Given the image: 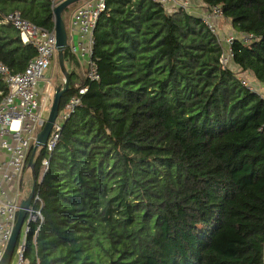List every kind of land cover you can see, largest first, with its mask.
<instances>
[{
    "label": "trees",
    "instance_id": "obj_1",
    "mask_svg": "<svg viewBox=\"0 0 264 264\" xmlns=\"http://www.w3.org/2000/svg\"><path fill=\"white\" fill-rule=\"evenodd\" d=\"M200 1L237 38L228 67L200 17L152 0H107L98 81L65 51L60 110L87 92L35 157L31 264H264V0ZM14 12L49 30L55 17L50 0H0V62L20 73L36 50L4 23ZM7 94L0 76V103Z\"/></svg>",
    "mask_w": 264,
    "mask_h": 264
},
{
    "label": "built area",
    "instance_id": "obj_2",
    "mask_svg": "<svg viewBox=\"0 0 264 264\" xmlns=\"http://www.w3.org/2000/svg\"><path fill=\"white\" fill-rule=\"evenodd\" d=\"M50 1L54 11L63 0ZM152 1L160 4L167 13L172 14L181 9L189 11L193 0ZM106 2L107 0H89L85 5L76 9L68 30L70 53L77 58L85 70L86 80L91 82L100 79L97 64L93 59L94 32L100 17L107 9ZM200 18L222 48L221 65L228 67L234 58L232 45L237 38L233 33L224 38L219 34V23L223 20L222 10L219 7H213ZM4 23L10 24L19 32L24 44H31L35 48L36 56L20 73H15L0 62V76L8 89V94L0 103V148L8 155L6 161H0V261L12 236L20 210V203L8 197L5 184L19 183L21 186L27 163H29L30 149L38 133L46 124L47 118L44 114L49 113L54 100L53 76L46 78V74L53 69L58 56L55 29L49 30L37 26L24 19L19 12L5 16ZM75 35L79 37L77 43L74 41ZM245 38L247 41L252 39ZM240 74L237 72L236 77L241 84L256 91L255 87L250 86V82L248 83ZM42 80H45V84L41 89ZM86 92V87L80 88L78 95L72 97L65 108L59 111L58 119L46 146L49 153L53 152L59 140L63 122L81 104V95ZM59 119L60 122H58ZM48 164V160L43 161L45 168ZM40 203V197L36 193L14 251V256L17 258L15 264H31L26 256L27 238L31 230L30 225L43 219L42 208H36Z\"/></svg>",
    "mask_w": 264,
    "mask_h": 264
},
{
    "label": "water",
    "instance_id": "obj_3",
    "mask_svg": "<svg viewBox=\"0 0 264 264\" xmlns=\"http://www.w3.org/2000/svg\"><path fill=\"white\" fill-rule=\"evenodd\" d=\"M80 1L82 0H63L53 11L55 17L54 29L57 40L56 47L58 54V65L62 75L64 76V83L56 88L54 94V100L51 109L48 113L49 115L46 124L43 127V129L38 133L37 139L34 143L33 150L30 155L29 163H28V167L31 170V174H32V188L28 196L24 198L20 204L18 219L13 228L12 236L9 240L5 253L0 261V264L12 263L14 251L17 246L24 221L27 217L28 210L32 205L34 197L36 195L37 176L35 171V165H36L35 157L39 149L45 148L47 146L52 130L58 119L62 98L70 89V72L66 66V61H65V51L69 48L68 31L65 21L63 19V13L71 5Z\"/></svg>",
    "mask_w": 264,
    "mask_h": 264
},
{
    "label": "crops",
    "instance_id": "obj_4",
    "mask_svg": "<svg viewBox=\"0 0 264 264\" xmlns=\"http://www.w3.org/2000/svg\"><path fill=\"white\" fill-rule=\"evenodd\" d=\"M87 1L89 0H86V2L83 5H85L87 3ZM191 9H189V13L194 15V16H197V17H201L203 16L207 11L206 9L203 8V3L200 1V0H194L191 2ZM80 8V7H78ZM77 8V9H78ZM73 14H69L68 15V19H69V24L67 25L66 22V26H67V31L70 29V26H71V22H72V18H73ZM64 20H65V15H64ZM227 21V20H226ZM219 27H220V30L225 33V34H228L230 32V23L226 24L223 20L221 21V23H219ZM75 42L77 43L78 40H79V37L78 35H75ZM81 67V70H82V75L85 74V70L83 69V67L80 65ZM8 159V155L7 153L0 148V161H6ZM0 180H1V176H0ZM5 189L7 191V194H8V197L12 200V201H17L18 203L21 204V202L23 201L24 199V190L21 189V186L19 185V183H8V184H5ZM26 198V197H25Z\"/></svg>",
    "mask_w": 264,
    "mask_h": 264
},
{
    "label": "rangeland",
    "instance_id": "obj_5",
    "mask_svg": "<svg viewBox=\"0 0 264 264\" xmlns=\"http://www.w3.org/2000/svg\"><path fill=\"white\" fill-rule=\"evenodd\" d=\"M85 2H86V0H82V1L77 2V3H75V4H73V5L70 6L69 10L65 14V22H66L67 25L69 24L68 23L69 22L68 15L69 14H72L73 12H75L76 9L78 7H81L82 4H84ZM223 21L227 24V21L225 19H223ZM229 29H230V32L228 34L223 33L220 29H219L218 32L224 38V37H226V36H228V35H230V34L233 33L232 32L233 31L232 28L230 27ZM67 66L70 69L69 63H67ZM51 76H53V78H52V89H53V92L55 93L56 88L64 83V76L62 75V73L60 71V68H59V65H58V56H57V61L55 62V65H53V69L46 74V78L51 77ZM240 76L244 77L248 81V83L249 82L251 83V81L254 82V83H256V81L254 79H252L251 77H248L247 75L244 76L243 74H240ZM250 83H249V85H250ZM44 84H45V80H42L40 82V88L41 89L44 87ZM260 92L262 94H264V88H261L260 89ZM48 115H49L48 113H45L44 114V117L45 118H48ZM58 122H60V119L58 120ZM30 173H31V171L29 170L25 174V181H26V185H27L26 191H28V189H29L28 188V184H29V180H30V176H31ZM16 260H17L16 256H13L12 264H15L16 263Z\"/></svg>",
    "mask_w": 264,
    "mask_h": 264
}]
</instances>
